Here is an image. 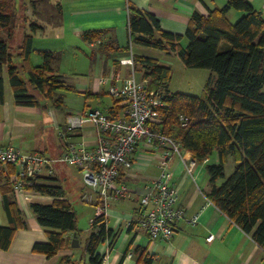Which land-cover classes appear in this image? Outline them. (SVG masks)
Instances as JSON below:
<instances>
[{"label":"crops","instance_id":"1","mask_svg":"<svg viewBox=\"0 0 264 264\" xmlns=\"http://www.w3.org/2000/svg\"><path fill=\"white\" fill-rule=\"evenodd\" d=\"M44 1L54 14L52 19L32 15L42 28L33 32L27 30L32 35L30 61L33 65L42 63L43 58L38 50L58 52V59L52 63L54 70L72 88L62 91L63 104L60 107H54L49 101L39 105L17 104L4 72V98L0 103V145L11 144L24 152L38 151L48 156H57L63 151L62 134L67 114L80 113L90 108L108 112L113 100H116L108 96L107 83L99 84L100 75H114L108 84L119 83L131 74L136 76V71L140 74L137 78H142V69L135 66L134 61L132 64L120 63V59H133L135 54L148 56L170 67L173 63V52L156 48L155 51H147V46L129 43V4L154 14L162 29L183 34L193 12L207 15L209 9L221 7L226 0ZM248 1L264 18V0ZM56 4L60 5L59 11L56 10ZM240 12L230 9L226 16L230 20ZM95 29L104 31L99 39L82 38L84 31ZM186 42V38L182 37L181 45L185 46ZM118 111L117 115H120L122 109ZM69 137L92 147L96 140L95 127L86 121L80 130L73 131ZM160 149L159 146H146L140 142L133 166L120 174L119 180L126 184L127 193L118 199L108 200L105 205L104 221L106 227L111 229V234L97 247V252L106 256L101 264H264V248L207 198L206 193L211 186L205 169L206 161L197 162L184 149V159L174 155L169 168L173 173L172 183L178 191L180 205L187 216L197 214L198 220L194 223L185 219L177 221L169 241H149L146 231L137 222L141 215L139 198L159 171ZM214 159L212 154L207 161ZM227 159L228 156L225 163ZM14 171L13 165L0 164V225L9 224L4 208L5 197L14 201L21 210L25 225L14 231L7 249L0 248V264H60L63 256L86 261L84 246L89 233L96 227L91 223L94 213L89 216L87 227L83 229L77 225L78 215L71 198L74 193L81 195L83 183L76 167L54 163L53 172H42L36 181L60 185L64 191L60 198L71 204L76 215L78 245H70L74 231H67L65 236L69 238V246L50 257L34 251L32 245L35 241H47L48 231L57 229L41 225L31 203H51L55 197L27 188L14 192L10 181ZM222 180L219 179L217 184ZM210 233L214 236L208 239ZM136 247L141 250H135ZM144 257L149 260L144 261Z\"/></svg>","mask_w":264,"mask_h":264},{"label":"trees","instance_id":"2","mask_svg":"<svg viewBox=\"0 0 264 264\" xmlns=\"http://www.w3.org/2000/svg\"><path fill=\"white\" fill-rule=\"evenodd\" d=\"M35 14V7L31 5ZM230 9L241 11L231 22ZM56 10L60 5L56 4ZM16 0H0V103L3 101V73L6 72L15 102L39 105V96L54 107L63 104V92L72 88L55 72L53 62L59 53L38 50L43 61H30L32 35L42 28L35 19L23 27L18 50L14 54L9 41L14 38ZM127 29L129 43L140 44L175 53L184 66L214 71L200 94L169 90L171 67L145 55L135 54V66L151 86L160 85L165 105L159 109V120L151 128L172 138L180 149L190 152L197 162H205L210 190L207 198L243 231L250 233L264 248V18L248 0H226L221 7L209 9L207 15L193 12L183 34L164 30L154 14L128 5ZM103 30H86L85 40H97ZM3 33L6 35L3 36ZM185 37V46L181 39ZM38 95H37V93ZM121 99L113 100L111 116L124 108ZM187 117L182 125L179 116ZM214 161H207L211 155ZM235 160L233 171L224 178L226 156ZM1 164V163H0ZM223 180L217 184L219 179ZM25 188L55 197L51 203H31L37 221L56 228L48 231L47 241H35L34 251L50 257L69 246L67 231L76 230V215L71 204L60 198L63 188L55 184L33 182ZM8 225H0V248L7 249L14 231L25 225L21 210L14 201L4 198ZM95 230L87 237L84 252L87 260L63 256L60 264H101L99 243L111 234L104 215L94 216ZM78 231V230H77ZM78 233V232H77ZM135 250H141L136 247ZM149 259L144 257V261Z\"/></svg>","mask_w":264,"mask_h":264},{"label":"built area","instance_id":"3","mask_svg":"<svg viewBox=\"0 0 264 264\" xmlns=\"http://www.w3.org/2000/svg\"><path fill=\"white\" fill-rule=\"evenodd\" d=\"M132 62V57L120 59V63ZM113 77L112 73L100 75L98 82L101 85L107 83V93L122 100L124 108L120 115L111 116L99 108L67 114L62 134L63 151L59 155L24 152L14 145L5 144L0 145V163L15 167L10 177L14 192L36 182L44 171L51 174L56 162L75 166L83 183L80 199L95 206L94 218L105 213L108 200L126 195L127 186L119 180V176L133 166L138 144L142 142L146 146H159V171L139 198L141 215L137 222L146 231L150 242L169 241L177 221L185 219L194 223L198 216L186 215L172 183L173 173L169 162L174 155L184 159L182 149L172 138L151 128V123L159 120L160 107L165 105L164 91L160 85L151 86L148 78H137L133 74L122 78L119 83L108 84V80ZM86 121H90L96 131L95 145L92 147L69 137L73 131L80 130ZM179 121L186 125L187 117L180 115ZM213 236L210 233L207 238ZM105 257L102 256V262Z\"/></svg>","mask_w":264,"mask_h":264},{"label":"rangeland","instance_id":"4","mask_svg":"<svg viewBox=\"0 0 264 264\" xmlns=\"http://www.w3.org/2000/svg\"><path fill=\"white\" fill-rule=\"evenodd\" d=\"M35 7V14L31 11V5ZM242 12L236 17L230 19L231 22L236 21ZM54 11H52L45 3L44 0H16V18H15V32L14 38L10 39V49L12 53H16L18 48V44L20 41L21 34L23 32V27H25L29 20L34 19L32 15L35 17H41L43 19H52ZM6 34L3 33V36ZM139 48V47H138ZM145 50L147 51H155L153 47H146ZM173 63L171 65L172 72L171 78L169 81V88L171 91H180L185 93H192V94H199L203 86L209 76L214 77L215 73L211 69L207 68H193V67H186L180 60V58L173 54ZM136 77H139L140 74L136 71ZM36 92V91H35ZM37 93V92H36ZM38 95V93H37ZM109 96V94H108ZM40 102L48 101L41 96H39ZM107 97V96H105ZM50 102V101H49ZM51 103V102H50ZM228 159L224 165V178L227 177L234 169L235 160L231 155H227ZM57 163V162H56ZM73 199V206L77 212V225L81 228H85L88 226V219L89 216H92L94 213V206L89 203H84L80 199V195L78 196L77 193H74L72 198ZM93 218V217H92ZM91 218V219H92ZM92 223V220H91Z\"/></svg>","mask_w":264,"mask_h":264},{"label":"water","instance_id":"5","mask_svg":"<svg viewBox=\"0 0 264 264\" xmlns=\"http://www.w3.org/2000/svg\"><path fill=\"white\" fill-rule=\"evenodd\" d=\"M70 245L72 247H75V246L78 245V240H77V236H76V232L75 231L72 234V239H71Z\"/></svg>","mask_w":264,"mask_h":264}]
</instances>
